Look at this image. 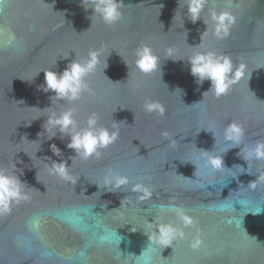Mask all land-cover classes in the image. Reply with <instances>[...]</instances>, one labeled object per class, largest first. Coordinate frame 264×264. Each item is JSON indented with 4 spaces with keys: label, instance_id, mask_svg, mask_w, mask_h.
I'll use <instances>...</instances> for the list:
<instances>
[{
    "label": "water",
    "instance_id": "water-1",
    "mask_svg": "<svg viewBox=\"0 0 264 264\" xmlns=\"http://www.w3.org/2000/svg\"><path fill=\"white\" fill-rule=\"evenodd\" d=\"M186 3L123 0L121 19L106 25L81 0H0V167L30 197L0 216V264H264V182L250 186L264 160L242 157L264 140V0H208L195 22ZM212 10L235 16L226 37L213 34ZM141 43L160 58L148 75L135 66ZM90 49L101 52L86 77L91 92L51 104L54 93L40 89L42 70L61 72ZM196 51L227 55L245 74L219 98L203 94L210 81L198 85L187 60ZM149 99L164 106L162 116L145 112ZM69 107L78 128L93 112L98 126L118 125L119 138L99 159H71L69 137L59 131L47 138V114ZM230 121L244 128L239 146L224 140ZM203 150L220 154L224 168L208 166ZM53 160L70 166L75 183L50 174ZM109 169L142 180L152 196L141 201L124 186L107 190ZM173 204L196 226L172 246L151 244L149 221L179 224L160 207ZM197 228L202 244L193 250Z\"/></svg>",
    "mask_w": 264,
    "mask_h": 264
},
{
    "label": "clouds",
    "instance_id": "clouds-1",
    "mask_svg": "<svg viewBox=\"0 0 264 264\" xmlns=\"http://www.w3.org/2000/svg\"><path fill=\"white\" fill-rule=\"evenodd\" d=\"M81 2L85 9L91 7L93 9L92 16L98 15L106 25H112L122 17L123 0H90V5L86 0H81ZM207 3L208 0H187V14L192 22L201 19L200 13ZM209 15L212 21L213 34L217 38L226 37L229 34V29L235 23V16L228 10L219 12L212 10ZM203 22L207 26L204 31V34H206L208 23L204 20ZM199 45L200 43L193 47H199ZM173 54L171 47L166 49L168 58H171ZM100 55V50L90 49L87 56L73 59L61 72L53 71L51 68L43 69L44 83L40 86V89L44 92L51 91L54 93L49 97L51 104L53 98L57 101L74 102L80 99L84 92H91L86 77L93 73L99 65ZM135 56V66L141 73L148 75L159 68L160 58L153 53L146 43L140 44L135 51ZM187 60L190 65V73L198 85L202 84L204 80L210 81L209 89L203 94L211 92L217 98L225 95L231 86L245 74L244 64L234 66L229 56L218 55L214 51H196ZM106 67L107 63L105 61L104 69ZM143 107L145 112L149 114L155 113L162 116L165 111L164 106L159 101L151 99L146 100ZM48 108H51V106L41 110ZM42 127L44 132L51 133L47 137L48 139L56 136L57 131L62 134V137L63 135L69 137L66 146L73 149L76 154L71 159L74 157H79L82 160L93 157L99 159L102 156L101 149L114 144L119 138L118 125L114 123L111 129L98 126V115L94 112L88 116L86 126L78 128L74 109L71 107L60 112L50 111ZM41 134L38 133V136ZM162 135L165 138L169 137L167 132H163ZM223 136L224 140L229 141L232 147L239 146L244 136V128L239 122L230 121L223 129ZM50 149L53 154L61 155V150L55 144H51ZM201 155L205 158L206 164L212 169L222 170L224 168L220 154L217 155L212 151L203 150ZM242 157L245 161L250 159L264 160V140H258L251 147H246ZM13 167H15V164ZM69 168L70 166H67L64 160L59 162L53 160L50 163L49 172L65 181L75 183V178L70 174ZM257 181L264 182V172H260L256 179L250 182V186L255 187ZM24 185L25 183L16 174H9L7 169L0 167V216L9 214L13 204H18L20 201L30 198L28 193L23 191ZM121 186L127 187L129 191L136 193L137 198L141 201L152 196V189L142 180H133L126 174L109 169L104 177V188L115 191ZM160 207L162 210L166 208L171 211L178 219L179 224L162 221L153 224L149 221L148 228L150 231L147 237L150 243L164 248L165 246H172L174 242L186 240L190 233H186L185 228L195 227L197 224L196 218L181 206L173 204L161 205ZM196 232L197 234L189 240V247L193 250L198 249L202 244L200 230L197 228Z\"/></svg>",
    "mask_w": 264,
    "mask_h": 264
}]
</instances>
